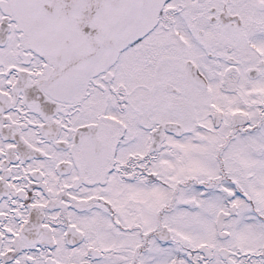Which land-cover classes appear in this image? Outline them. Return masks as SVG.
<instances>
[{"label":"snow or ice","instance_id":"6c2138e0","mask_svg":"<svg viewBox=\"0 0 264 264\" xmlns=\"http://www.w3.org/2000/svg\"><path fill=\"white\" fill-rule=\"evenodd\" d=\"M0 264H264V0H0Z\"/></svg>","mask_w":264,"mask_h":264}]
</instances>
